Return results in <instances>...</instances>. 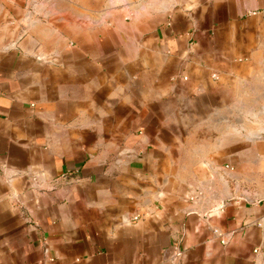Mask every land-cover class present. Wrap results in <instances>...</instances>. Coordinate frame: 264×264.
Returning <instances> with one entry per match:
<instances>
[{"label":"crops","instance_id":"crops-1","mask_svg":"<svg viewBox=\"0 0 264 264\" xmlns=\"http://www.w3.org/2000/svg\"><path fill=\"white\" fill-rule=\"evenodd\" d=\"M263 219L264 0H0V264H264Z\"/></svg>","mask_w":264,"mask_h":264},{"label":"built area","instance_id":"built-area-1","mask_svg":"<svg viewBox=\"0 0 264 264\" xmlns=\"http://www.w3.org/2000/svg\"><path fill=\"white\" fill-rule=\"evenodd\" d=\"M212 76L215 77V74H212ZM68 181H69L68 177L65 174H63V175H60L59 177H56L55 179H53L52 183H53V185H58V184L66 183ZM263 221H264V219H263ZM180 255H181V250L179 248L175 247V256L180 257Z\"/></svg>","mask_w":264,"mask_h":264}]
</instances>
